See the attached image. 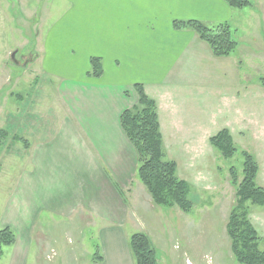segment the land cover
Instances as JSON below:
<instances>
[{
  "label": "crops",
  "instance_id": "crops-1",
  "mask_svg": "<svg viewBox=\"0 0 264 264\" xmlns=\"http://www.w3.org/2000/svg\"><path fill=\"white\" fill-rule=\"evenodd\" d=\"M55 8L64 11L47 25L43 18L31 55L34 60L43 56L55 63H75L74 72H58L67 78L59 93L72 117L51 139L27 147L32 167L21 174L1 221L2 228L10 227L17 236L14 245L5 247L2 263L29 264L36 240L41 260L45 252L36 228L43 213L72 217L80 211L91 219L87 223L101 225L95 241L103 260L93 263L90 258L87 264H135L126 228L133 213L124 190L133 185L137 194L152 197L136 181L137 153L120 122L122 112L138 101L131 85L143 83L156 100L163 137L168 130L181 132L175 128L181 125L179 116L188 117L192 106L179 105L175 87L210 83L220 94L225 63L236 64V50L251 59L264 55V39L237 36L239 19L264 25V0L242 9L225 0H61ZM176 19L229 22L239 46L229 56H215L195 31L175 29ZM91 56L103 60L99 79L88 75Z\"/></svg>",
  "mask_w": 264,
  "mask_h": 264
},
{
  "label": "rangeland",
  "instance_id": "rangeland-1",
  "mask_svg": "<svg viewBox=\"0 0 264 264\" xmlns=\"http://www.w3.org/2000/svg\"><path fill=\"white\" fill-rule=\"evenodd\" d=\"M57 3L61 0H0V129L9 132L0 146V229L21 174L32 167L27 147L13 136L24 137L29 144L46 141L72 117L59 93L67 78L58 72H74L75 63H55L43 56L34 60L31 55L43 18L47 25L64 11L55 8ZM240 22L238 37L264 39V25L257 20ZM235 60L236 64L233 60L225 63L227 75L220 94L210 83L175 87L179 105L192 109L188 117L179 116L181 125L175 128L181 132L168 130L163 144L168 158L177 162V174L193 186V209L187 213L177 206H159L149 196L137 194L133 185L124 190L135 209L126 228L130 234L143 231L150 236L159 264H240L226 228L236 193L229 169L234 165L241 174V150H248L260 164L258 182L264 186V86L259 80L264 76V55L251 59L236 50ZM203 78L207 77L203 74ZM224 128L230 130L238 148L231 158L224 157L209 140ZM136 181L141 183L137 175ZM250 208V218L264 236V206L251 204ZM90 220L80 211L72 217L43 213L36 233L42 238L45 255L38 260L36 240L29 264H87L101 226L87 223ZM47 253L54 257L48 259Z\"/></svg>",
  "mask_w": 264,
  "mask_h": 264
},
{
  "label": "trees",
  "instance_id": "trees-1",
  "mask_svg": "<svg viewBox=\"0 0 264 264\" xmlns=\"http://www.w3.org/2000/svg\"><path fill=\"white\" fill-rule=\"evenodd\" d=\"M232 8L242 9L253 6V0H225ZM177 30L192 29L206 41L215 56H229L239 46L234 37L235 29L229 22L209 25L200 20H174ZM89 76L101 77L104 73L103 60L99 56H91ZM264 86V76L259 78ZM134 89L138 101L126 108L120 117L121 126L128 140L137 153V176L145 185L155 204L166 208L179 207L184 212L193 209L194 202L190 198L192 184L177 174V162L169 159L164 148L163 135L155 99L144 89L143 83H135ZM9 132L0 129V146L8 138ZM13 139L29 146V141L19 135ZM210 143L224 157H233L238 148L229 129L224 128L209 138ZM243 168L241 174L232 165L229 169L230 181L236 188L235 203L231 207L227 233L231 240L232 252L240 264H264V236L260 235L250 218V205L264 206V186L258 182L260 164L251 152L241 150ZM16 233L10 227L0 229V257L5 247L16 243ZM91 262L103 260L100 244L94 241ZM129 247L135 264H159L156 248L150 236L137 231L129 238Z\"/></svg>",
  "mask_w": 264,
  "mask_h": 264
}]
</instances>
